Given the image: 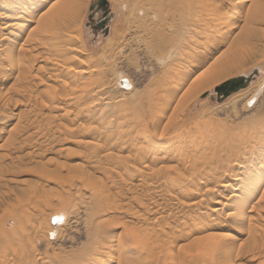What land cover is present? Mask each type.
Instances as JSON below:
<instances>
[{
    "label": "rangeland",
    "instance_id": "1",
    "mask_svg": "<svg viewBox=\"0 0 264 264\" xmlns=\"http://www.w3.org/2000/svg\"><path fill=\"white\" fill-rule=\"evenodd\" d=\"M237 1L240 2H236V18H241L242 27L230 32L229 41L236 36L243 45L239 49L241 59L230 71L232 75L237 73L233 76H241L238 73L245 76L258 66V72L245 88L219 97L211 87L196 94L188 88L193 75L202 70L188 72L191 65L198 63L193 58L198 57L196 59L201 62L203 54L195 55L189 61L181 59L186 62L181 70L190 76L181 78L182 74L177 75L174 68L175 63L170 65L173 56L161 50L162 24L170 20L165 17L167 7L158 0H106V6L102 8L97 7V0H0V37H8L0 56V78L1 64L10 70L6 81L2 84L0 81V230L13 229L17 235L19 217L25 215L29 221L21 228L31 241L20 254L9 255L4 264H22L23 261V264H85L89 261L87 264H94L104 253L110 254L105 264H264V194L263 200L256 202L261 191L264 192V182L245 195L247 189L253 187L252 181L264 170V0ZM92 4L93 10L90 9ZM254 10L257 16L244 24L246 15ZM227 15L229 23L234 20V13ZM54 17L55 27L43 29L42 26ZM16 23L21 25L20 30ZM227 26L229 28L230 24ZM228 28L225 26L224 30ZM164 31L171 39H176V33L167 23ZM17 52L26 59L21 61ZM76 57L94 65L77 77L81 79L80 85L91 77L85 88L77 90L81 94L76 91L73 94V85L68 81L69 71L65 70L67 65V68L73 65ZM177 80L180 84H176ZM160 81L162 85L159 86ZM164 86H170L172 90L166 88L169 92L165 90L164 93ZM153 88L157 92L163 89L156 92L157 95L151 91ZM190 94L192 99H189ZM203 94L206 96L201 97ZM156 95L166 97L156 98ZM150 101L153 105L155 101L161 104L157 103L158 109H155L157 104L153 107ZM144 124L149 130L145 131L146 137L143 131L140 133ZM221 124H225V128ZM139 125L141 129L137 131ZM209 126L215 131L225 130L216 147L206 144L208 138H201ZM161 129L165 130L162 134ZM244 129L249 131L247 135ZM199 131L204 142L197 139ZM121 133L123 135L119 136ZM237 133H244L245 138ZM231 134H236L234 140L239 144L233 142L234 145L226 149L233 148L235 152L240 148L237 156L231 150H225L228 154L220 150L223 140L232 139ZM248 135L253 136L251 142ZM147 139L154 141L145 143ZM192 139L198 140L201 147ZM240 140L245 143L241 144ZM215 153H219L218 156ZM231 153L233 157L229 160ZM226 154L229 156L225 159L227 162L223 160ZM215 159L218 164L214 169L220 173L207 166H212ZM201 170L207 172L206 176ZM256 171L258 173L254 175ZM201 176L206 183H203L204 187L202 184V187L197 186L198 189L201 187L200 192H195L192 197L186 195L188 198L180 196L183 190H188V183L193 187L195 180L203 181ZM222 179L231 183L228 190L218 194L205 192L216 186L219 188ZM182 184H187L186 188ZM183 197L186 201L197 197L204 200L203 204L190 208L181 205L185 201V198L180 199ZM215 197L220 201L213 204ZM64 202L69 205L63 207ZM223 205L228 206L223 211L225 214L230 208V211L247 212L254 207L252 220L244 221V227L250 232L233 242L227 252L215 246V236L200 231L211 218L216 225L224 222L226 215L222 211L211 216L210 210ZM59 209L66 211V217L59 220L52 217L51 227L56 230L48 232V218ZM40 228L42 234L37 233ZM133 236L143 244L142 250L128 251ZM1 237L4 248H0L4 250L7 244ZM114 244L121 245L122 249L115 250ZM206 244L210 248H206ZM126 254L131 257L127 259Z\"/></svg>",
    "mask_w": 264,
    "mask_h": 264
},
{
    "label": "bare ground",
    "instance_id": "2",
    "mask_svg": "<svg viewBox=\"0 0 264 264\" xmlns=\"http://www.w3.org/2000/svg\"><path fill=\"white\" fill-rule=\"evenodd\" d=\"M159 2V4H162L163 3V6L165 5V7H167V10H168V12H167V14L165 15V17H169L168 19L170 20L169 22H164L163 24H162V30H161V38L163 39V41H162V44H163V46H162V48H161V50L162 51H167L168 53V55L169 54H171L170 56H173L172 58H173V60H171L172 62L170 63V65L171 66H174V63H175V66H174V68H175V70L177 71L176 73H177V75H179L180 73L182 74V75H180V77L181 78H184V77H187V76H190L189 74H186V71L185 70H183V71H185V72H183L181 69H184V64L186 63H184L183 62V60L184 61H189V60H191L193 57H195V55H200V54H203V56L202 57H200V58H202V59H200L201 60V62H199V59H196V58H198V57H196V58H193V59H195L196 60V62H197V60H198V63L196 64V65H191L192 67H191V69H189L190 71H188V72H194L195 70H199L200 68H202V70L198 73V74H196L195 76L193 75V77H192V79H191V82H190V84H189V90L191 91V93H194V94H196L197 92H199V91H201V90H203V89H206V88H208V87H211L210 89H213L214 88V91H215V88L217 87V86H219V85H221V84H223L225 81H227V80H229V79H231V78H234V77H237V76H233L232 75V73H231V71H230V69L235 65L236 66V64L237 63H239V61H240V52H239V49H240V45H243V44H241L240 43V41L236 38V36L234 37V38H232L231 39V41H229L230 39V32H232L233 30H236V28L237 27H239V29H240V27H242V25H240V20H241V18L240 17H237L236 18V10H237V7H236V2L237 3H239L240 1H237V0H158ZM160 1H161V3H160ZM245 0H242L241 1V3H243ZM29 3H30V1H28ZM28 4V3H27ZM30 4H28V6H29ZM125 5V3L123 4V6ZM238 5V4H237ZM17 6H19V4L17 5ZM121 6V5H120ZM122 6V7H123ZM21 7V6H20ZM18 8V7H17ZM16 9V8H15ZM24 9V8H23ZM18 10V9H17ZM22 12H23V10H22ZM234 13V17H233V21H231L230 23H229V19L227 18V14L228 13ZM5 13V12H4ZM14 13V12H13ZM15 13H17V12H15ZM2 14V13H1ZM6 14V13H5ZM23 14H25V13H23ZM1 16H4V15H1ZM14 16V15H13ZM17 16V15H16ZM232 16V15H231ZM255 16H257L256 15V10H254L253 12L252 11H250L249 13H248V15H246V17H245V19H244V24H247L248 23V21L250 20V18H255ZM23 17H24V15H23ZM57 17V16H56ZM56 17H54L53 18V20L50 22V23H48V24H46V25H44V26H42V28L43 29H46V28H50V27H55V22H54V20L56 19ZM13 18V17H12ZM1 19V18H0ZM232 19V18H231ZM28 20V19H27ZM2 21V20H1ZM8 21V20H7ZM14 21V20H13ZM2 22H4V21H2ZM9 22V21H8ZM24 22V21H23ZM28 22H31L30 20H28ZM6 23V22H5ZM13 23H15V22H13ZM12 23V24H13ZM18 23V22H17ZM16 23V24H17ZM168 24V26L170 27V28H172L173 30H174V32L176 33V39H171V37L164 31V25L165 24ZM227 23L228 24H230V27L228 28V26H227ZM11 24V25H12ZM52 24V25H51ZM24 26H26V25H24ZM80 26V25H79ZM225 26L228 28V29H225L224 30V28H225ZM3 27V26H2ZM17 29L18 30H20V28H21V25L20 24H17ZM235 32V31H234ZM233 32V33H234ZM8 33H10V32H8ZM232 33V34H233ZM238 33V32H237ZM236 33V34H237ZM11 34V33H10ZM231 34V35H232ZM235 34V35H236ZM245 34V33H244ZM251 34V33H250ZM240 37H242L241 35H239ZM246 36H247V34H246ZM249 36V35H248ZM247 36V37H248ZM244 37H245V35H244ZM243 37V38H244ZM7 36H1L0 37V56L3 54V52H4V49H5V47H4V44H5V41H7ZM80 38V37H79ZM243 38H241V39H243ZM248 39H249V37H248ZM14 41V40H13ZM38 41H39V39H38ZM38 43H41V41L40 42H38ZM22 44V43H21ZM25 44V43H24ZM35 45H36V42L34 43ZM33 44V45H34ZM32 45V46H33ZM7 46V45H6ZM20 48L21 47H23V46H19ZM26 47V46H25ZM38 47V45L36 46V48ZM15 48V47H14ZM13 48V49H14ZM19 48V49H20ZM24 48V47H23ZM22 48V50H20L19 51V49H18V51L20 52V54H21V51H23L24 49ZM29 48H31V47H29ZM26 49H28V48H26ZM32 49L34 50L35 48L34 47H32ZM32 49H30V51L32 50ZM73 49V48H72ZM15 50V49H14ZM29 50V49H28ZM27 51V50H26ZM19 52H17L18 54H17V57H20L19 56ZM28 52V51H27ZM10 53H12V50H11V52ZM23 53V52H22ZM24 53H25V51H24ZM9 55V54H8ZM12 55H13V53H12ZM25 56H26V53H25ZM178 56H180V57H178ZM3 57V56H2ZM1 57V58H2ZM5 57V56H4ZM3 57V58H4ZM8 57V56H7ZM10 57H12V56H10ZM10 57H8V58H10ZM22 57V58H21ZM20 57V59H21V61L23 60V59H26V57H24V56H21ZM24 57V58H23ZM13 58H15V56L13 55ZM180 58V61H177V63L175 62L176 60H178ZM181 59H183V60H181ZM3 60H6L5 58L3 59ZM84 60H86V59H82L81 57H76V59H75V61L73 62V65L71 66V65H69L70 67H68L67 68V66H66V68H65V70L67 69V71H69V76H70V79L68 78V81H69V83L71 84V86L73 87V89H72V92H73V94H74V92L76 91L77 93H80L81 94V90L80 89H82V88H85L88 84H86L87 83V81L88 80H90L91 79V77L89 76V78H88V80H84V84L83 85H80V83H78V82H80L81 81V79H77V77H81L82 76V74L83 73H85L87 70H89V69H91V68H94V67H92V65H91V61L89 62V61H87V62H85ZM88 60V59H87ZM163 60H164V58H163ZM162 60V61H163ZM46 61V60H45ZM49 61V60H48ZM4 62V61H3ZM24 62V61H23ZM53 62V61H52ZM194 62V61H193ZM27 64H28V62H26ZM48 63V62H47ZM58 63V62H57ZM56 62H55V64H57ZM7 64V63H6ZM9 64H10V62H9ZM23 64H25V63H23ZM26 64V65H27ZM8 65V64H7ZM59 65V64H58ZM82 65V66H81ZM169 65V66H170ZM1 66H3V67H1V84L3 83V82H5L6 81V79H7V77H8V74L7 73H9V68L8 67H6V66H4V65H2L1 64ZM17 66V65H16ZM25 66V65H24ZM63 66H65V65H63ZM94 66V65H93ZM170 66V67H171ZM20 67H21V65H20ZM20 67H18L17 66V68H20ZM23 67V66H22ZM27 67H28V65H27ZM26 66L24 67L25 68V70H26V68H27ZM30 67V66H29ZM29 67H28V69H29ZM237 67V66H236ZM15 68V67H14ZM17 68H15V70L17 69ZM256 68V67H255ZM257 68H258V66H257ZM256 68V69H257ZM27 69V70H28ZM62 69H64L63 67H62ZM61 69V70H62ZM99 69V68H98ZM14 70V69H13ZM19 71H20V69H18ZM30 70V69H29ZM93 70V69H92ZM100 71V70H99ZM98 71V72H99ZM179 71V72H178ZM258 71V70H257ZM101 72V71H100ZM187 72V73H188ZM232 72H234V71H232ZM62 73V72H61ZM97 73V72H96ZM175 73V74H176ZM252 73V72H251ZM91 74V73H90ZM93 74V73H92ZM237 74V73H236ZM235 74V75H236ZM62 75V74H61ZM89 75V74H88ZM176 75V76H177ZM238 75H244V74H240V73H238ZM11 76V75H10ZM175 76V75H174ZM173 76V78H175ZM245 76H248V75H245ZM55 77H58V76H55ZM10 79V78H9ZM85 79V78H84ZM176 79V78H175ZM177 79H178V77H177ZM168 80V79H167ZM165 81L166 83L170 80H168V81ZM252 80V79H251ZM83 81V80H82ZM128 81V80H127ZM174 81V80H173ZM169 82H171V81H169ZM176 82V84H180V83H178L179 81L177 80V81H175ZM180 82H181V80H180ZM264 82V81H263ZM166 83H164L163 85H166ZM129 84V85H128ZM128 86H132V84L128 81ZM160 84L162 85V83H161V81H160V83H159V86H160ZM168 84V83H167ZM264 83H262V85H263ZM248 85V84H247ZM167 86V85H166ZM264 86V85H263ZM0 87H1V85H0ZM158 87V86H157ZM169 87L170 86H168V87H166V88H168V90H170L169 89ZM246 87V86H245ZM244 87V88H245ZM132 88V87H131ZM160 88V87H159ZM166 88H165V86H164V89L163 88H161V90L163 89V92L165 93L166 91L167 92H169L168 90H166ZM154 89V88H153ZM158 89V88H157ZM174 89V88H173ZM241 89H243V88H241ZM74 90V91H73ZM77 90H80L79 92L77 91ZM89 90V89H88ZM96 90V89H95ZM161 90H159L158 92L157 91H155V89L154 90H151V91H153V93H155V94H157V93H159ZM166 90V91H165ZM172 90V89H171ZM238 90H240V89H238ZM237 90V91H238ZM260 90V89H259ZM90 91V90H89ZM155 91V92H154ZM82 92L84 93V92H86V91H83L82 90ZM148 92H149V90H148ZM157 92V93H156ZM234 92H236V91H234ZM259 92V91H258ZM76 93V94H77ZM152 93V95H154ZM162 93V92H161ZM160 93V94H161ZM164 93H163V95H164ZM233 93V92H232ZM88 94V93H87ZM167 94V93H166ZM165 94V95H166ZM169 94V93H168ZM84 95V94H83ZM83 95H81V96H83ZM151 95V96H152ZM157 95H159V94H157ZM156 95V98H162V99H165V98H163V97H166V96H157ZM171 95V94H170ZM230 95V94H229ZM255 95V94H254ZM80 96V97H81ZM146 96L147 95H145L144 97H145V99H146ZM150 96V97H151ZM86 97V96H85ZM88 97V96H87ZM86 97V98H87ZM102 97H104V96H102ZM168 98L170 97L169 95L167 96ZM202 97V96H201ZM227 97V96H226ZM253 97V96H252ZM251 97V99H253ZM153 98V97H152ZM155 98V97H154ZM155 98V99H156ZM193 97H192V95L190 94V98L189 99H192ZM148 99H149V97H148ZM162 99H159V100H162ZM188 99V98H187ZM250 99V100H251ZM80 100H82L81 98H80ZM118 100V99H117ZM151 100H153V99H151ZM158 100V99H157ZM166 100H168V99H166ZM249 100V101H250ZM146 101H147V99H146ZM189 101V100H188ZM123 102V101H122ZM148 102V101H147ZM152 103H153V101H152ZM151 103V101H150V104H151V106H153L154 107V105L155 104H161V102L159 101H157V103H156V101H155V103H154V105ZM158 104H157V106H155V109H158ZM163 104H164V102H163ZM97 105V104H96ZM139 105H140V102H139ZM141 106V105H140ZM148 106H150V105H148ZM141 107H143V105L141 106ZM157 107V108H156ZM149 108V107H148ZM151 108V107H150ZM154 109V108H153ZM161 109V108H160ZM150 110V109H149ZM150 111H152V109L150 110ZM92 112V111H91ZM201 119V118H200ZM109 120V119H108ZM107 121V120H106ZM109 123H110V120L108 121ZM107 123V122H106ZM108 123V124H109ZM197 123V122H196ZM200 123V122H199ZM210 123V122H209ZM251 123V122H250ZM249 123V124H250ZM256 123V122H255ZM136 124H138V123H136ZM201 124V123H200ZM110 125H112V123L110 124ZM114 125V124H113ZM140 125H142V124H140ZM138 126L137 128H138V130L137 131H139L141 128V126ZM203 125H204V123H203ZM223 127H224V125L225 124H221ZM221 125H220V127H221ZM255 125V124H254ZM257 125H259V126H262V125H260V124H257ZM264 125V124H263ZM143 126V125H142ZM201 126V125H200ZM250 126H253V125H250ZM258 126V127H259ZM106 127H107V125H106ZM105 127V128H106ZM108 127H109V125H108ZM144 127H145V124H144ZM143 127V128H144ZM194 128H195V126H193ZM203 127V126H202ZM242 127V126H241ZM254 127V126H253ZM253 127L251 128V129H253ZM140 128V129H139ZM145 128H146V130H145ZM144 129H141V132L140 133H142V131H143V133L145 134V137H146V133H145V131L147 132V127H145ZM200 128V127H199ZM225 128V127H224ZM224 128L223 129H217L216 131H215V128L214 127H211V126H209L208 127V129L206 130V133L205 134H203L202 135V137H201V132L199 131V133H200V135H199V138H197L196 137V135H194V137H196L197 139H200V137L202 138V139H206V138H208V143H206V144H210V146H214L215 145V147H216V144L218 143V141H220V139L222 140L223 138H220L221 136L223 137V134H224V132H225V130H224ZM249 128V127H248ZM255 128V127H254ZM261 128V127H260ZM193 129V128H192ZM190 130V129H189ZM189 130H188V132H189ZM202 130H204L205 131V128L204 129H202ZM228 130H229V128H228ZM227 130V131H228ZM244 130H246V129H244ZM243 130V131H244ZM254 130H256V129H254ZM254 130H253V133L255 134V132H254ZM127 132L129 131V130H126ZM137 131L136 130H134L133 132L135 133V135H137L136 133H137ZM149 131V130H148ZM165 131V130H164ZM162 129H161V133L160 134H162L163 132H164ZM234 130H233V128H232V132H233ZM119 132V131H118ZM121 132V131H120ZM194 132H196V131H194ZM194 132H192V133H194ZM203 132V131H202ZM249 132V131H248ZM247 130H246V133H245V135H247ZM252 132V131H251ZM122 133H124V132H122ZM120 134L119 136H121V135H123V134ZM126 133V132H125ZM129 133H131V135H132V132H129ZM139 133V134H140ZM142 133V134H143ZM178 134L180 133V132H177ZM189 133H191V130H190V132ZM189 133H188V135H189ZM197 133V132H196ZM198 133V134H199ZM227 133V132H226ZM225 133V134H226ZM229 133V132H228ZM234 133H236V129H235V131H234ZM234 133H232V134H234ZM244 133H242V134H244ZM119 134V133H118ZM165 134V133H164ZM232 134H231V136H232ZM237 134H239V135H241L242 136V134H240V133H237ZM252 134V133H251ZM126 135V134H125ZM128 135V134H127ZM134 135V134H133ZM132 135V136H133ZM148 135V134H147ZM173 136H174V134H172ZM176 135V137H177V134H175ZM181 135H182V132H181ZM183 135H184V133H183ZM186 135V134H185ZM184 135V136H185ZM229 135H230V133H229ZM236 135V134H235ZM232 136L231 138L233 139V141H232V139H230V138H228V140H223L224 141V143L222 144L223 145V147L221 146V145H217V146H221V149L219 148V147H217L218 148V150L220 149L221 150V153H222V151L224 150V152H226L225 150H227V151H232V153L233 154H235V153H237L239 150H240V148H239V150H238V148H237V150L238 151H235L236 150V146H234V148H235V152H233V148H230V150H228V149H226L228 146H233L234 144L236 145H238L239 143H236L237 141H235L236 140V136ZM239 135H238V138L240 139V137H239ZM250 135V134H249ZM249 135L248 136H246L247 138H249V141L251 142V138L253 137H249ZM256 135V134H255ZM254 135V136H255ZM138 136H140V135H138ZM142 136V135H141ZM144 136V135H143ZM162 136V135H161ZM173 136H171V137H173ZM179 136V135H178ZM198 136V135H197ZM220 136V137H219ZM225 136V135H224ZM227 136V135H226ZM136 136H134V138H135ZM170 137V138H171ZM182 137V136H181ZM186 137H187V135H186ZM229 137V136H228ZM261 137V136H260ZM150 138V137H149ZM169 138V139H170ZM173 138H175V137H173ZM178 138V137H177ZM195 138V139H196ZM242 138H243V136H242ZM244 138H245V136H244ZM243 138V139H244ZM247 138L244 140V141H246L247 140ZM172 139V138H171ZM180 139V138H179ZM184 139V138H183ZM225 139V138H224ZM227 139V138H226ZM235 139V140H234ZM253 139V138H252ZM254 139H256L255 137H254ZM151 140H153V139H151ZM150 140V141H151ZM193 141H197L198 142V140H194V139H192ZM201 140V139H200ZM238 140V139H237ZM261 140V139H260ZM264 140V139H263ZM262 140V141H263ZM147 141H148V139H147ZM150 141H148V142H145V143H149ZM154 141V140H153ZM174 141H177V140H174ZM201 141H203V140H201ZM205 141V140H204ZM203 141V142H204ZM241 141V140H240ZM243 140L241 141V144H244L245 142H244ZM170 142V141H169ZM177 142H179V141H177ZM192 142V141H191ZM195 142H192L191 144H195ZM233 142H234V144H233ZM244 142V143H243ZM172 143H174L173 141H172ZM200 142H198V144H199ZM149 144H151V143H149ZM149 144H147V145H149ZM170 144V143H169ZM176 144V143H175ZM182 144V143H181ZM190 144V145H191ZM203 143H201V145H202ZM230 144V145H229ZM240 144V145H241ZM239 145V146H240ZM246 145V144H245ZM168 146V145H167ZM194 146V145H193ZM199 146H200V144H199ZM203 146V145H202ZM244 146V145H243ZM248 146V145H247ZM179 147V146H178ZM181 147V146H180ZM201 147V146H200ZM199 147V148H200ZM241 147V146H240ZM148 148H149V146H148ZM182 148V147H181ZM189 148H192V147H189ZM205 148H206V146H205ZM205 148H203V149H205ZM229 148V147H228ZM247 148V147H246ZM143 149V148H142ZM165 149V148H164ZM173 149V148H172ZM176 149V148H175ZM178 149V148H177ZM192 149H194V148H192ZM202 149V148H201ZM210 149H212V147L210 148ZM241 149H243L244 150V147L243 148H241ZM250 149V148H249ZM144 150V149H143ZM182 150V149H181ZM207 150V149H206ZM217 150V149H216ZM218 150L216 151V152H218ZM242 150V151H243ZM170 151V150H169ZM174 151V150H173ZM172 151V152H173ZM190 151H191V149H190ZM198 151V150H197ZM211 151H215V150H211ZM210 151V152H211ZM145 152V151H144ZM178 152V151H177ZM181 152V151H180ZM189 152V151H188ZM206 152V151H205ZM240 152V151H239ZM170 153V152H169ZM176 153V152H175ZM191 153H193V151L191 152ZM191 153H190V155H191ZM220 153V152H219ZM218 153V154H219ZM227 153V152H226ZM229 153V152H228ZM227 153V154H228ZM232 153L229 155V156H231L232 155ZM173 154V153H172ZM177 154V153H176ZM178 154H181V153H179L178 152ZM204 154V153H203ZM206 154V153H205ZM211 154V153H210ZM212 154H214V153H212ZM215 154H217V153H215ZM218 154H217V156H218ZM226 154V155H227ZM145 155V154H144ZM188 155V154H187ZM223 155V154H222ZM238 155V153L237 154H235V156H237ZM141 156V155H140ZM142 156H143V154H142ZM178 156V155H177ZM224 156H225V154H224ZM228 155H227V157H223L224 159L223 160H225L226 158H228L229 157ZM180 157V156H179ZM186 157V156H185ZM185 157H184V159H185ZM189 157V156H188ZM191 157V156H190ZM213 157L215 158V155H213ZM232 157H233V155L231 156V157H229V160H230V158L232 159ZM159 158V157H158ZM178 158V157H177ZM183 158V157H182ZM200 158V157H199ZM218 157H216V159H217ZM161 159V158H160ZM180 159V161H182V159H181V157L179 158ZM179 159H178V161H179ZM204 159H206V158H204ZM216 159L213 161L212 160V162L215 164V165H213V163H212V166H210V164L209 165H207V166H209V168H210V170L213 168L214 169V167L218 164H216ZM222 159V158H221ZM188 160V159H187ZM191 159H189V161H190ZM218 160V159H217ZM233 160H234V158H233ZM186 161V159L184 160V162ZM193 161V160H192ZM226 161V160H225ZM211 162V161H210ZM219 162V161H218ZM221 162V161H220ZM223 162V161H222ZM227 162V161H226ZM232 162V161H231ZM230 162V163H231ZM181 163H183V161L181 162ZM188 164H189V162H187ZM196 163H197V161H196ZM262 163V162H261ZM198 164V163H197ZM220 165H223V164H221V163H219ZM263 164V163H262ZM219 165V166H220ZM225 165V164H224ZM187 166V165H186ZM185 166V167H186ZM248 166V165H247ZM261 166V165H260ZM189 167H190V165H189ZM188 167V168H189ZM223 167H225V166H223ZM222 167V168H223ZM227 167H228V165H227ZM231 167V166H230ZM258 167V166H257ZM204 168V167H203ZM208 167H207V169H209ZM215 168H217V166L215 167ZM187 169V168H186ZM220 169V168H219ZM251 169V168H250ZM258 169V168H257ZM261 169H262V167H261ZM204 170H206V169H204ZM214 170H216V172H219V170L218 169H214ZM218 170V171H217ZM206 171H208V170H206ZM206 171H202L201 170V172H204V174H205V176H206ZM213 171V170H212ZM253 171V170H252ZM259 171H260V169H259ZM206 172V173H205ZM214 172V171H213ZM214 173L215 175L217 174V173ZM262 172V171H261ZM127 173H128V171H127ZM199 173V175H200V172H198ZM220 173V172H219ZM232 173H234L233 171H232ZM231 173V174H232ZM258 173V171H256V172H254V175H256ZM228 173L227 172H225V175H227ZM201 175H203V173L201 174ZM209 175V174H208ZM221 175H223L222 173H221ZM237 174H235V175H233V176H236ZM198 176V175H197ZM209 176H211V175H209ZM231 176V175H230ZM240 176V175H239ZM188 177V179H189V176H187ZM198 177H200V176H198ZM197 177V178H198ZM203 176H201V178H202ZM214 178H215V176H213ZM225 177V176H224ZM186 178V177H185ZM193 178L194 179H196L194 176H193ZM205 178V177H204ZM207 178V177H206ZM210 178V177H209ZM221 178H222V176H221ZM229 177H227L226 179H228ZM187 179V178H186ZM190 179H191V176H190ZM198 179H200V178H198ZM226 179H222V181L219 183V188L216 186L215 188H212V189H207V190H205V192H208V193H210V192H213V193H217V192H221V191H223V190H228L227 188L230 186V182H229V180H226ZM184 180V179H183ZM202 180H203V178H202ZM221 180V179H220ZM166 182H168L167 181V179L165 180ZM171 181V180H170ZM185 181V180H184ZM183 181V182H184ZM188 181V180H187ZM193 181V180H192ZM196 182H197V180H195ZM199 181V180H198ZM212 181L214 182V180L212 179ZM212 181H210V182H212ZM234 181H236V180H234ZM182 182V183H183ZM189 182H190V180H189ZM194 182V185H192L193 187H189V183H188V190H183V188H180V189H182V190H180V196H182V195H184L186 198H188L187 196H188V194H191V197H192V194H195V192H200V190H201V187L203 186V183H204V180L203 181H200V182ZM217 182V181H216ZM233 182V181H232ZM261 182H264V170H263V172L256 178V179H254L253 181H252V186L254 187L255 185H259ZM185 183H186V181H185ZM206 183V182H205ZM204 183V184H205ZM170 185H171V183H169ZM193 184V183H192ZM200 184V186H201V184H202V186L200 187V189H198V185ZM208 184H209V182H208ZM207 184V185H208ZM211 184V183H210ZM234 184V183H233ZM233 184H232V186H233ZM183 185V184H182ZM181 185V186H182ZM187 185V184H186ZM185 185V186H186ZM213 185V184H212ZM211 185V186H212ZM235 185H236V183H235ZM174 186H176V185H174ZM173 186V187H174ZM184 186V185H183ZM182 186V187H183ZM184 186V187H185ZM191 186V185H190ZM209 186V185H208ZM204 187V186H203ZM234 187V186H233ZM253 187H249L248 189H247V193H245V195L246 194H248V192H251L253 189H255V187L253 188ZM169 188H171V187H169ZM176 188V187H175ZM174 188V189H175ZM186 188V187H185ZM184 188V189H185ZM206 188V187H205ZM210 188V187H209ZM171 189H173V188H171ZM238 189V188H237ZM178 190V189H177ZM229 190H231V189H229ZM233 190V189H232ZM260 189H258V191H259ZM174 191V190H173ZM170 192H172V191H170ZM203 192V191H202ZM224 192V191H223ZM222 192V193H223ZM229 192V191H228ZM231 192V191H230ZM234 193V192H233ZM233 193H231V194H233ZM258 193V192H257ZM200 194V193H199ZM218 194V193H217ZM217 194H215V195H217ZM225 194V193H224ZM223 194V195H224ZM230 194V195H231ZM235 194V193H234ZM255 194V193H254ZM264 194V192H262L261 191V195H259V197H257L256 198V202L257 201H259V200H263V197H261L262 195ZM187 195V196H186ZM214 195V194H213ZM220 195V194H219ZM226 195V194H225ZM238 195V194H237ZM190 196V195H189ZM201 196V195H200ZM202 196H203V194H202ZM229 195H228V193H227V195H226V197H228ZM256 196V195H255ZM255 196H251V197H255ZM185 197H183V198H180V199H184ZM210 197V196H209ZM223 197V196H222ZM186 198H185V201H182L181 202V205H183V207L185 206V207H190V208H192V207H197L198 205H200V204H203L202 203V201L204 200V198H206L205 196H204V198L202 199L201 197L199 198V197H197L198 199H195L196 198V196H195V198L194 199H187V201H186ZM213 198V197H212ZM224 198V197H223ZM97 199H99V198H97ZM211 199V198H210ZM252 199V198H251ZM229 200V199H228ZM99 201V200H98ZM181 200H179L178 199V202H180ZM207 201V200H206ZM219 201L220 200H218V197H217V199H216V197L212 200V203L213 204H215V203H219ZM264 201V200H263ZM209 202V201H208ZM69 203V202H68ZM98 202H97V200H96V204H97ZM210 203V202H209ZM208 203V204H209ZM228 203V202H227ZM246 203V202H245ZM224 204V203H223ZM67 205H69V204H65V202H64V206L61 204L60 206H63V207H67ZM218 205V204H217ZM230 205V204H229ZM247 205H248V203H247ZM97 206H99V205H97ZM231 206V205H230ZM63 207H60V208H63ZM233 207V206H232ZM245 207V206H244ZM226 208H228V206L227 205H223V206H221V207H213L212 209H210L211 210V212H212V214L213 215H211V216H216L217 215V213L219 212V211H224V209L225 210H227ZM246 208V207H245ZM252 208L254 209V207L252 206L251 207V209L249 210V211H247V212H245L244 210H241V211H237V209H235V210H232V211H230L231 210V208L228 210V211H226V214L223 212V214H225L226 216H224V222L223 223H221V224H219V225H216V224H214L213 223V221L211 220L212 218L211 217H208L209 219H210V222L209 221H207V222H209L207 225H204V223L203 224H201V225H204V227L202 228V230L200 229V231H206L207 233L206 234H209V236H215V238H216V240H217V242H215V246H218V247H220V248H224V250L227 252L229 249H227V248H230L231 247V244L233 243V242H236V241H238L239 239H240V237L243 235V234H248V232H250V231H248L247 230V228L246 227H244V224H245V222L246 221H250V220H252L251 218H253V216L251 215L252 214ZM65 209V208H64ZM63 209V210H64ZM68 209V208H67ZM189 209V208H188ZM198 209V208H197ZM242 209H244V208H242ZM60 210V209H59ZM53 211V213L50 215V217L48 218V225H49V227H50V229H48L49 231L48 232H52V231H54L55 232V230H54V228L53 227H51L52 226V224H51V219H52V217H56V219H57V217H62V216H64V217H66L64 214H66V209L64 210L65 212H62L63 210H60V211ZM242 211H244V212H242ZM202 212V211H201ZM205 212V211H204ZM13 213H15V212H13ZM68 213V212H67ZM11 214V213H10ZM202 214V213H201ZM220 214H221V212H220ZM12 215H14V214H12ZM9 216V215H8ZM7 216V217H8ZM20 215H18V217H19ZM199 217H200V215H198ZM7 217H5L6 219H7ZM15 217V216H14ZM13 216H12V218H14ZM18 217H17V219H18ZM9 219H10V217H9ZM208 219V220H209ZM8 220V219H7ZM57 220H59V219H57ZM199 220V219H198ZM16 221V220H15ZM27 221H29V219H28V217H26L25 215H22V216H20L19 217V220H18V223H19V233L17 234V235H15L13 232H14V230L13 229H9V230H0V237L2 236L3 237V242H5V245L7 244V245H9V246H11V248L8 246L7 247V245H6V247H5V249L4 250H2L1 248V250H2V252H0V264H4V262L7 260V258H8V256L9 255H17V254H20L21 252H23L24 250H26L27 249V243H28V247H29V243H31V241H30V238H29V236L27 237V233H25V230L24 229H22L21 227L23 226V224L25 223V222H27ZM245 221V222H244ZM10 223H12V221L10 222ZM15 223V222H14ZM248 223V222H247ZM17 224V223H16ZM47 224V223H46ZM243 224V225H242ZM13 224H10V226H12ZM15 226V225H14ZM13 226V227H14ZM17 227H18V225H16ZM59 226V225H58ZM246 226V225H245ZM48 227V226H47ZM200 227V226H199ZM198 227V228H199ZM202 227V226H201ZM39 228V227H38ZM46 228V227H45ZM195 230V229H194ZM199 229H197V231H198ZM249 230H250V228H249ZM47 231V230H46ZM199 231V232H200ZM248 231V232H247ZM38 234H42L43 233V229H38V232H37ZM53 233V232H52ZM26 235V236H25ZM132 235V234H131ZM2 237H1V240H2ZM27 241V242H26ZM1 242V241H0ZM132 243L130 244V246H129V248H127L128 249V251L129 252H133V251H135L136 252V250H138V249H140V250H142V243L141 242H137L136 241V238H134V236H133V238H132V241H131ZM2 243V242H1ZM4 243H2V245L0 244V246L1 247H3L4 248V245H3ZM234 244V243H233ZM18 245V246H17ZM115 245V244H114ZM116 246V245H115ZM209 246V248H210V245L209 244H206V248ZM114 247V246H113ZM117 248V249H116ZM144 248V247H143ZM121 250L122 249V246L121 245H117L116 247H115V250ZM126 249V250H127ZM233 249V248H232ZM0 250V251H1ZM111 250V249H110ZM115 250H113V252L114 253H116L115 252ZM125 250V253H127V251ZM10 252L11 253H13V254H10ZM105 252H108V251H105ZM109 252H111V251H109ZM113 255V254H112ZM116 255H117V253H116ZM115 255V256H116ZM126 255H128V254H126ZM126 255H124V256H126ZM129 256V255H128ZM32 257V256H31ZM112 258L114 257V256H111ZM127 257V256H126ZM125 257V258H126ZM131 257V255L129 256V257H127V259L128 258H130ZM21 258H23V257H21ZM30 258V257H29ZM34 258V257H33ZM111 258V259H112ZM132 258H134V256H132ZM35 259V258H34ZM41 259V258H40ZM110 259V254L109 253H104L103 255H101V256H99V258L97 259V261L94 263V264H96V263H98V264H105V263H107V261ZM115 259H116V257H115ZM9 261H11L10 259H8ZM90 260V259H89ZM88 260V261H89ZM95 260V259H94ZM93 260V261H94ZM8 261V263H10ZM15 261V260H14ZM112 261V260H111ZM116 261V260H115ZM114 261V262H115ZM24 262V261H23ZM23 262H21L22 264H23ZM30 262V261H29ZM34 262H35V260H34ZM45 262V261H44ZM90 262V261H89ZM89 262H87V263H89ZM126 262V261H125ZM128 263H129V261H127ZM5 263H7V262H5ZM20 263V262H19ZM39 263V262H38ZM87 263H85V264H87ZM91 263H92V261H91ZM14 264V263H13ZM17 264V263H16ZM26 264V263H25ZM27 264H29V263H27ZM41 264V263H40Z\"/></svg>",
    "mask_w": 264,
    "mask_h": 264
},
{
    "label": "water",
    "instance_id": "3",
    "mask_svg": "<svg viewBox=\"0 0 264 264\" xmlns=\"http://www.w3.org/2000/svg\"><path fill=\"white\" fill-rule=\"evenodd\" d=\"M97 7L102 8L106 6V0H97ZM90 9H94V4L90 6ZM106 20V19H105ZM104 20V22H105ZM257 70L254 69L248 76H237L225 81L223 84L215 88V92L219 97H226L238 89L244 88L251 81V79L257 74ZM206 96L203 94L202 97Z\"/></svg>",
    "mask_w": 264,
    "mask_h": 264
},
{
    "label": "snow or ice",
    "instance_id": "4",
    "mask_svg": "<svg viewBox=\"0 0 264 264\" xmlns=\"http://www.w3.org/2000/svg\"><path fill=\"white\" fill-rule=\"evenodd\" d=\"M262 88H264V86H262ZM61 217H57V219H60Z\"/></svg>",
    "mask_w": 264,
    "mask_h": 264
}]
</instances>
